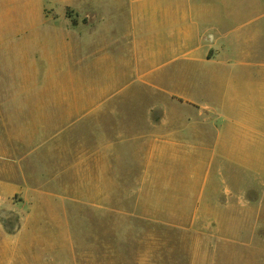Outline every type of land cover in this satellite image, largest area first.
I'll return each mask as SVG.
<instances>
[{"label": "crops", "instance_id": "0c3cea01", "mask_svg": "<svg viewBox=\"0 0 264 264\" xmlns=\"http://www.w3.org/2000/svg\"><path fill=\"white\" fill-rule=\"evenodd\" d=\"M28 1L0 0V19L14 18L16 4ZM35 1L40 8L26 13L25 46L13 45L6 58L9 49L0 47L2 129L36 130L35 115H160L136 129L93 125L94 185L113 177L116 147L132 144L158 164H172L174 186L195 210L220 204L237 211V219L261 218L264 0H54L91 4L92 25L80 28L87 35L77 40L76 60L67 29L54 39L51 28L40 26L48 0ZM75 66L82 72L76 74L96 78L70 96ZM14 116L19 124L28 116L23 127L10 126ZM101 147L108 148V159ZM88 162L82 145V178Z\"/></svg>", "mask_w": 264, "mask_h": 264}, {"label": "rangeland", "instance_id": "374dc122", "mask_svg": "<svg viewBox=\"0 0 264 264\" xmlns=\"http://www.w3.org/2000/svg\"><path fill=\"white\" fill-rule=\"evenodd\" d=\"M37 3H18L14 18L0 19V47L9 49L5 58L13 55L12 47L25 46L26 13L35 15ZM87 6L42 4L40 26L51 28L54 39L67 29L75 60L77 40L92 25ZM72 71L68 91L75 96L96 77L76 74L82 73L77 66ZM107 112L30 116L36 130L0 127V264H264V211L253 220L237 219V211H223L220 204L195 210L174 186L172 164H158L145 148L118 145L111 156L113 177L96 187L93 125L136 129L161 118ZM25 117L19 124L14 116L10 126L23 127ZM82 145L90 160L83 178L77 172ZM101 150L108 159V148Z\"/></svg>", "mask_w": 264, "mask_h": 264}]
</instances>
